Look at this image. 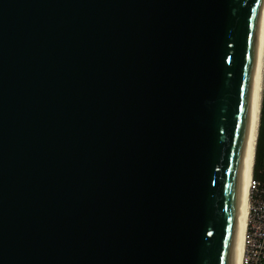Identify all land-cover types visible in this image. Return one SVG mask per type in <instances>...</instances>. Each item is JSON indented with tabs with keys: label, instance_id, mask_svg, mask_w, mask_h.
I'll list each match as a JSON object with an SVG mask.
<instances>
[{
	"label": "water",
	"instance_id": "water-1",
	"mask_svg": "<svg viewBox=\"0 0 264 264\" xmlns=\"http://www.w3.org/2000/svg\"><path fill=\"white\" fill-rule=\"evenodd\" d=\"M260 0H0V264H231Z\"/></svg>",
	"mask_w": 264,
	"mask_h": 264
},
{
	"label": "bare ground",
	"instance_id": "bare-ground-1",
	"mask_svg": "<svg viewBox=\"0 0 264 264\" xmlns=\"http://www.w3.org/2000/svg\"><path fill=\"white\" fill-rule=\"evenodd\" d=\"M258 50L252 72L249 95L248 127L241 153L240 194L235 211V226L232 234L231 264H242L244 235L249 212V181L252 177L259 115L264 90V0H260L256 17Z\"/></svg>",
	"mask_w": 264,
	"mask_h": 264
},
{
	"label": "built area",
	"instance_id": "built-area-1",
	"mask_svg": "<svg viewBox=\"0 0 264 264\" xmlns=\"http://www.w3.org/2000/svg\"><path fill=\"white\" fill-rule=\"evenodd\" d=\"M256 186L257 182L251 177L242 264H259L264 257V200L251 201V193Z\"/></svg>",
	"mask_w": 264,
	"mask_h": 264
},
{
	"label": "trees",
	"instance_id": "trees-1",
	"mask_svg": "<svg viewBox=\"0 0 264 264\" xmlns=\"http://www.w3.org/2000/svg\"><path fill=\"white\" fill-rule=\"evenodd\" d=\"M252 178L257 182L255 190L251 193V201L264 200V90L261 101L258 135L256 141ZM259 264H264V257Z\"/></svg>",
	"mask_w": 264,
	"mask_h": 264
}]
</instances>
